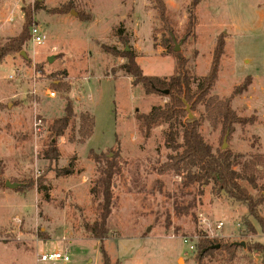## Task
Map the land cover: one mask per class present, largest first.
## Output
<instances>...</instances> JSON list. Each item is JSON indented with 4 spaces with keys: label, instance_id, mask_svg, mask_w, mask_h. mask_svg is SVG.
<instances>
[{
    "label": "rangeland",
    "instance_id": "obj_1",
    "mask_svg": "<svg viewBox=\"0 0 264 264\" xmlns=\"http://www.w3.org/2000/svg\"><path fill=\"white\" fill-rule=\"evenodd\" d=\"M164 1L172 45L186 58L192 91L209 70L220 33L226 37L225 53L210 95L229 97L250 76L247 90L230 103L238 116H253L252 123H236L225 136L204 103L188 107L186 118L200 122V134L213 153L229 149L240 155L235 169L251 176L254 185L247 179L240 183L252 195L264 197V165H254L253 159L264 154V0H199L193 10L194 31L187 37L192 0ZM63 5L71 10L51 11ZM29 7L42 43L30 37L22 49L25 56L20 52L0 62V264H60L38 261L39 252L51 250L66 251L71 258L66 264H102L100 246L111 264H198L196 245L204 237L216 240L218 247L201 264H262L258 252L246 249L247 243H264V232L245 205L217 194L212 183L198 193L197 184L187 185L173 172H157L174 154L165 143L167 124L154 126L145 137L136 114L163 106L169 98L134 86L117 68L125 58L103 48L127 47L144 74L169 77L176 60L161 45L169 31L162 28L152 1L0 0V44L19 33L23 9ZM58 80L63 90L54 88ZM68 100L74 118L56 141L59 158L49 161L42 156L48 126L64 114ZM84 113L94 117V126L91 136L81 141ZM38 118L42 125L36 131ZM110 158L116 168L109 233L100 242L84 226L98 220L100 178ZM43 174L46 191L37 185ZM5 181L16 185L8 187ZM260 213L264 218V202ZM244 218L252 221L254 232ZM222 243L240 244L230 256Z\"/></svg>",
    "mask_w": 264,
    "mask_h": 264
},
{
    "label": "trees",
    "instance_id": "obj_2",
    "mask_svg": "<svg viewBox=\"0 0 264 264\" xmlns=\"http://www.w3.org/2000/svg\"><path fill=\"white\" fill-rule=\"evenodd\" d=\"M157 11V16L162 23V28L169 32L168 38L161 45L168 49L175 57L176 63L173 73L169 77H159L157 75H146L136 61L132 51L126 48L118 51L114 47L103 45L105 51L125 58V61L117 66L118 69L125 72L130 78L131 83L141 85L145 94H164L167 90L168 101L163 106H153L148 113H137L136 117L144 136L147 137L150 130L157 125L167 124L168 130L165 132L166 146L174 154L167 156V159L157 167L158 173L173 172L181 176L182 181L187 184H197L198 193H202V187L212 183V189L217 193H223L235 202L246 206L248 215L253 218L264 232V218L260 213V205L264 202L263 194L258 196L252 195L248 189L240 183V180L247 179L254 185V179L251 176L240 175L235 169L239 164L240 155L233 154L229 149L217 150L213 153L211 147L204 141L200 134V122L196 119H187V109H195L198 104L204 103L206 113L214 122L221 123L222 131L225 136H229L233 130V125L248 124L254 121V117H240L231 107V99L237 94L246 91L250 84V76L245 77L244 81L236 86L229 97L220 99L215 95H210L211 90L218 78L221 58L225 53V35L220 33L217 36L212 51L211 63L209 70L203 75L192 91V76L186 66V58L182 57L175 51L170 28V20L167 14V6L164 0H151ZM199 0H192L188 9V20L186 23V34H192L195 26L194 8ZM39 8V2L35 1L34 9ZM71 10L69 6L63 5L59 8L52 9L53 13H67ZM33 11L30 7L23 9L24 20L18 34L9 37L5 42L0 44V62L9 55L20 53L24 45L30 39V28L33 24ZM80 17L82 16L79 14ZM121 30V29H120ZM64 74V73H63ZM54 88L64 89V84L59 80L54 81ZM74 118V108L70 100L64 107V114L53 120L49 126L50 137L42 150V156L49 161H56L59 158V149L56 141L65 134L66 129L72 123ZM94 126V117L84 113L80 116L79 134L80 140L84 141L92 134ZM55 137V141L52 138ZM181 138V141L178 139ZM254 165H264V154H257L253 157ZM250 167V163H245ZM252 165V166H254ZM116 163L113 158L106 159V166L103 169V176L100 178L102 202L98 215V220L92 224H85V229L100 242L106 238L109 233L108 216L112 206V180L115 173ZM254 167H252L253 169ZM0 174V185L3 184ZM44 174L38 178V188L46 191L44 185ZM264 189V185H263ZM244 225L249 231L254 232L252 221L244 218ZM216 240L207 239L206 237L198 240L196 249L197 255L195 260L201 264V258L205 255L212 254L216 248ZM222 248L231 256L239 245L234 243H222ZM249 251H256L260 254L261 263L264 264V243L251 242L247 243ZM102 255V264H111L108 254L100 246Z\"/></svg>",
    "mask_w": 264,
    "mask_h": 264
},
{
    "label": "built area",
    "instance_id": "obj_3",
    "mask_svg": "<svg viewBox=\"0 0 264 264\" xmlns=\"http://www.w3.org/2000/svg\"><path fill=\"white\" fill-rule=\"evenodd\" d=\"M30 35L31 39L36 42V43H42V36H40L38 32V28L36 25H32L30 28ZM10 77H12L10 75ZM50 96L55 95V91H51L49 93ZM42 125V120L41 119H36L34 122V127L36 131L40 130V127ZM222 226V223L219 222L216 227L220 228ZM183 242L188 245L190 249H194V245L189 243L190 241L188 240L187 237L183 238ZM37 259L39 262H48V263H60V264H66L68 263L71 258L68 255L66 251H60V250H51V251H43L39 252L37 255Z\"/></svg>",
    "mask_w": 264,
    "mask_h": 264
},
{
    "label": "water",
    "instance_id": "obj_4",
    "mask_svg": "<svg viewBox=\"0 0 264 264\" xmlns=\"http://www.w3.org/2000/svg\"><path fill=\"white\" fill-rule=\"evenodd\" d=\"M126 50H128L127 47H126ZM177 50H178V47H175V51H177ZM21 55H24V56H25L24 51H21ZM51 60H52V57H49V58H48V61H51ZM163 93H164V94H167L168 91H167V90H164ZM186 109H188V107H186ZM189 115L191 116V114H189ZM5 185L8 186V187H13V186L16 185V183H9V181H5ZM234 244L238 245V244H240V243H234ZM241 244H243V243H241ZM217 247H218V245H216V248H217Z\"/></svg>",
    "mask_w": 264,
    "mask_h": 264
}]
</instances>
